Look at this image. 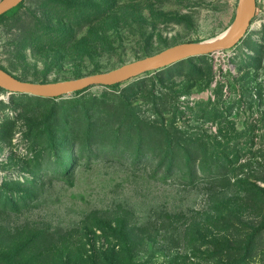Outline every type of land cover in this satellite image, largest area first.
I'll return each instance as SVG.
<instances>
[{
    "label": "rangeland",
    "instance_id": "374dc122",
    "mask_svg": "<svg viewBox=\"0 0 264 264\" xmlns=\"http://www.w3.org/2000/svg\"><path fill=\"white\" fill-rule=\"evenodd\" d=\"M257 3L219 54L60 99L0 90V264H264ZM239 4L25 0L0 22V69L36 83L107 73L220 37Z\"/></svg>",
    "mask_w": 264,
    "mask_h": 264
},
{
    "label": "water",
    "instance_id": "95a60500",
    "mask_svg": "<svg viewBox=\"0 0 264 264\" xmlns=\"http://www.w3.org/2000/svg\"><path fill=\"white\" fill-rule=\"evenodd\" d=\"M25 0H0V16L17 8ZM258 0H240L238 16L227 35L207 42L179 44L162 52L128 63L107 73L54 83H36L16 79L0 69V89L10 94H25L41 98H62L93 87H112L143 72L209 56L236 47L248 34L257 15Z\"/></svg>",
    "mask_w": 264,
    "mask_h": 264
},
{
    "label": "trees",
    "instance_id": "16d2710c",
    "mask_svg": "<svg viewBox=\"0 0 264 264\" xmlns=\"http://www.w3.org/2000/svg\"><path fill=\"white\" fill-rule=\"evenodd\" d=\"M24 2L22 4H20L17 8L9 11L5 15L0 16V22L5 21L6 19H9V18L15 17L18 14V12L20 11V9L22 8ZM98 8H100L99 10L101 12H103V16H105V15H107L108 12L110 13V11L113 9V4H110V1H109V4H106V5H103V6H98ZM105 24H106V26L108 28H112V27H116L119 24V22L117 20L111 18V17H107L106 20H105ZM68 33H73V31L69 30ZM197 58L201 59L202 57H197ZM188 60H190V59H188ZM116 86H118V85H116ZM112 87H115V86H112ZM109 88H111V87H109ZM0 90H2V89H0ZM85 91L86 90L78 92V93H82V92H85ZM78 93H76V94H78ZM19 95H23V94H19ZM45 99H51V98H45ZM56 99H60V98H56Z\"/></svg>",
    "mask_w": 264,
    "mask_h": 264
},
{
    "label": "bare ground",
    "instance_id": "6f19581e",
    "mask_svg": "<svg viewBox=\"0 0 264 264\" xmlns=\"http://www.w3.org/2000/svg\"><path fill=\"white\" fill-rule=\"evenodd\" d=\"M229 31H230V29H229L226 33H224L223 35H221L220 37H218V38H216V39H220V38L224 37L225 35L228 34ZM216 39H215V40H216Z\"/></svg>",
    "mask_w": 264,
    "mask_h": 264
},
{
    "label": "built area",
    "instance_id": "2783aa9c",
    "mask_svg": "<svg viewBox=\"0 0 264 264\" xmlns=\"http://www.w3.org/2000/svg\"><path fill=\"white\" fill-rule=\"evenodd\" d=\"M219 53H221V52H218V53H216V54H219Z\"/></svg>",
    "mask_w": 264,
    "mask_h": 264
}]
</instances>
